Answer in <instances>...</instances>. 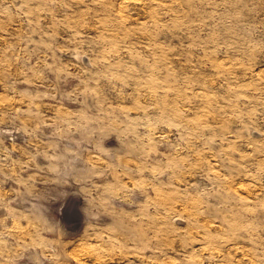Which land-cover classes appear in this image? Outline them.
<instances>
[{
  "label": "rangeland",
  "instance_id": "374dc122",
  "mask_svg": "<svg viewBox=\"0 0 264 264\" xmlns=\"http://www.w3.org/2000/svg\"><path fill=\"white\" fill-rule=\"evenodd\" d=\"M0 264H264V0H0Z\"/></svg>",
  "mask_w": 264,
  "mask_h": 264
}]
</instances>
